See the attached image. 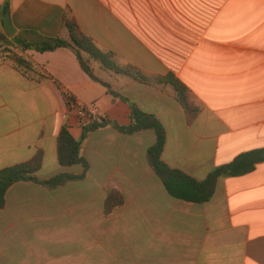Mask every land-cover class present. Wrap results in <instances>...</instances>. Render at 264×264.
Masks as SVG:
<instances>
[{
    "label": "crops",
    "instance_id": "0c3cea01",
    "mask_svg": "<svg viewBox=\"0 0 264 264\" xmlns=\"http://www.w3.org/2000/svg\"><path fill=\"white\" fill-rule=\"evenodd\" d=\"M6 1L1 40L67 39L61 25L69 14L119 66L172 74L186 87L199 107L189 125L169 85L140 84L90 63L96 77L161 123L168 167L202 181L239 155L264 149V0H0V6ZM20 54L36 73L0 62V170L41 152L37 178L80 174V166L57 160L61 127L75 139L82 131L62 93L120 126L131 122L129 105L94 82L67 48ZM154 142L149 130L124 135L104 128L82 144L89 165L83 180L55 189L12 185L0 209V264H264V163L219 178L207 203H187L168 196L152 170L147 151ZM112 190L124 201L105 217ZM51 237L72 249L62 258L40 257L29 241Z\"/></svg>",
    "mask_w": 264,
    "mask_h": 264
},
{
    "label": "trees",
    "instance_id": "16d2710c",
    "mask_svg": "<svg viewBox=\"0 0 264 264\" xmlns=\"http://www.w3.org/2000/svg\"><path fill=\"white\" fill-rule=\"evenodd\" d=\"M10 11L9 2L6 1L0 6V16L4 21L8 17ZM62 29L68 34L67 39L60 37L36 40H26L21 37L14 38L11 43L16 49V53H10L9 56L2 58L3 51H0V62L6 61L18 72L29 75L36 73L31 61L25 59L20 52L35 51L39 53L51 52L58 48H67L76 56L82 70L94 81L107 89L108 94L113 98H119L125 103L128 100L118 93L114 92L110 86L102 79L96 77L90 67L91 62L97 63L103 70L116 75H124L140 84L152 85H169L172 87L175 99L184 111L187 124L195 119L199 113V107L191 99L186 87L176 79L172 74L166 76L146 75L138 68L131 65L119 66L113 55L109 52L100 50L91 38L86 36L78 27L75 19L69 14H65L62 18ZM2 43H9L1 40ZM7 52V51H6ZM37 80L49 79L46 74H37ZM62 98L66 104L68 111L77 109L75 98L68 94L62 93ZM130 108V124L128 126H120L105 117H94L85 112V119L81 120V135L75 139L66 125H63L57 136V160L61 167L80 166V174L59 173L48 179H39L36 174L40 170L43 161V155L38 152L30 160L6 167L0 170V209L5 204V195L8 189L19 182H30L39 184L48 189L58 188L71 181L83 180L89 170L87 161L81 155L82 144L89 134L111 128L116 132L124 135H133L142 131H152L155 136V142L148 151V158L154 173L161 179L163 187L168 196L175 200L204 204L207 203L214 195L216 181L219 178L239 177L254 171L255 167L264 163V149L253 150L243 153L236 157L231 163L219 166L213 169L207 177L202 181H197L185 173L168 167L162 160L161 155L166 142V134L161 123L153 116L147 115L136 106L128 103ZM123 197L115 190L110 191L104 202L103 213L105 217H110L112 213L122 206Z\"/></svg>",
    "mask_w": 264,
    "mask_h": 264
},
{
    "label": "rangeland",
    "instance_id": "374dc122",
    "mask_svg": "<svg viewBox=\"0 0 264 264\" xmlns=\"http://www.w3.org/2000/svg\"><path fill=\"white\" fill-rule=\"evenodd\" d=\"M0 51H3L2 58L9 56L10 53H16V49H14L11 45V43H0ZM7 51V52H6ZM10 52V53H9ZM123 197V196H122ZM124 201V200H123ZM31 244H35L36 247L34 248V251L39 252V256L42 257V254L44 256L49 257H58L62 258L67 252L72 249L70 246L69 241H65L63 239H55V237H51L50 239L46 240H34L29 241ZM9 250H19L14 249V247H10ZM23 252H25V249H23ZM30 264H33L34 262L30 259Z\"/></svg>",
    "mask_w": 264,
    "mask_h": 264
},
{
    "label": "built area",
    "instance_id": "2783aa9c",
    "mask_svg": "<svg viewBox=\"0 0 264 264\" xmlns=\"http://www.w3.org/2000/svg\"><path fill=\"white\" fill-rule=\"evenodd\" d=\"M83 109H85V108L80 107V106H77V109L75 110L76 113H77V115H78V117H79L81 120L85 119V112L83 111ZM87 113H88V111H87ZM89 114H90V113H89Z\"/></svg>",
    "mask_w": 264,
    "mask_h": 264
}]
</instances>
